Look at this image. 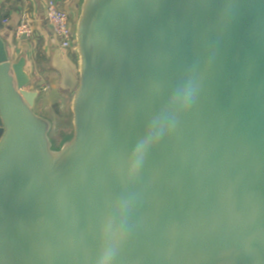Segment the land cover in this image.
Instances as JSON below:
<instances>
[{
	"label": "water",
	"instance_id": "1",
	"mask_svg": "<svg viewBox=\"0 0 264 264\" xmlns=\"http://www.w3.org/2000/svg\"><path fill=\"white\" fill-rule=\"evenodd\" d=\"M74 36L57 148L0 38V264H264V0H82Z\"/></svg>",
	"mask_w": 264,
	"mask_h": 264
},
{
	"label": "crops",
	"instance_id": "2",
	"mask_svg": "<svg viewBox=\"0 0 264 264\" xmlns=\"http://www.w3.org/2000/svg\"><path fill=\"white\" fill-rule=\"evenodd\" d=\"M75 21L79 14L82 0H56ZM47 0H0V38L6 43L7 49L13 56V61L24 57L26 59L25 70L31 75V90L38 92L33 110L51 123L50 117H45L35 109L46 103L45 97L39 90L42 87L49 88L51 93L60 95L59 99L49 101L45 109H55L58 105L63 106L65 100L70 101L71 92L61 89L62 74L53 66L55 49H59L58 43L53 36L45 17V5ZM28 21L33 27L31 38L22 37L15 39V32L21 22ZM39 49L44 60L36 61V53ZM60 50V49H59ZM62 57L67 61L69 69L76 74V65L69 56ZM48 100V99H47ZM69 104V107H70ZM42 109V108H41Z\"/></svg>",
	"mask_w": 264,
	"mask_h": 264
},
{
	"label": "rangeland",
	"instance_id": "3",
	"mask_svg": "<svg viewBox=\"0 0 264 264\" xmlns=\"http://www.w3.org/2000/svg\"><path fill=\"white\" fill-rule=\"evenodd\" d=\"M53 66L63 73L67 72L69 69V65L62 57L59 49H55L54 51ZM63 77L64 79L61 83V89L66 92H71L73 86L76 84V74L73 73L69 77H66L64 74ZM68 80L70 81V84H67ZM39 92L43 95V97H45L48 105H50L49 101L57 100L60 97L57 93H51L47 87L45 90L40 89ZM62 103L63 106L58 105L55 109H45L47 106L45 103L42 104L40 108L35 109L36 111L41 112L43 116L51 118V130L49 136L53 141L55 148L68 141L73 134L72 112L69 107L70 101L65 100Z\"/></svg>",
	"mask_w": 264,
	"mask_h": 264
},
{
	"label": "built area",
	"instance_id": "4",
	"mask_svg": "<svg viewBox=\"0 0 264 264\" xmlns=\"http://www.w3.org/2000/svg\"><path fill=\"white\" fill-rule=\"evenodd\" d=\"M45 17L61 52L65 56H68L70 52H75V21L70 14L56 0H47ZM14 36L16 40H20L22 37L31 38L33 36L32 25L28 21L21 22ZM41 89L45 90L46 87H42Z\"/></svg>",
	"mask_w": 264,
	"mask_h": 264
},
{
	"label": "trees",
	"instance_id": "5",
	"mask_svg": "<svg viewBox=\"0 0 264 264\" xmlns=\"http://www.w3.org/2000/svg\"><path fill=\"white\" fill-rule=\"evenodd\" d=\"M36 50H37L36 57H35L36 58V61L39 62L41 60H44V57L41 55L40 50L38 48ZM68 56L70 57V59L76 65V63H77V55H76V53L75 52H70Z\"/></svg>",
	"mask_w": 264,
	"mask_h": 264
}]
</instances>
